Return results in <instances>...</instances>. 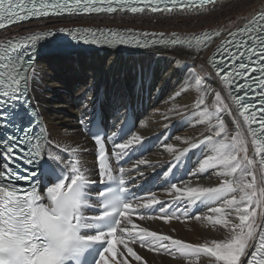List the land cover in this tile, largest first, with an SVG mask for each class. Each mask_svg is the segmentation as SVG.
<instances>
[{
    "label": "snow or ice",
    "instance_id": "obj_1",
    "mask_svg": "<svg viewBox=\"0 0 264 264\" xmlns=\"http://www.w3.org/2000/svg\"><path fill=\"white\" fill-rule=\"evenodd\" d=\"M234 6L235 0H0V36L9 32L0 39V264H149L148 254L179 258L171 264H264V10L228 21L226 27L204 23L201 30L183 35L132 28H56L52 21L60 16L149 12L163 17L157 22L207 21ZM241 19L246 22L237 27ZM33 21L43 22L33 25L39 31H10ZM58 33L97 46L179 47L197 55L220 40L206 61L209 70L201 75V66L200 72L190 73L201 93L192 105L195 126L203 129L200 136H176L182 148L162 142L170 161L140 158L117 172L107 143L120 164L151 138L133 131L120 139L121 127L110 135L93 132L98 97L89 95L92 86H85L80 93L81 125L87 124L96 149L93 164L85 167L82 157L92 154L86 144L69 149L53 143L45 134L39 104L32 102L38 50L45 43L55 44L49 38ZM210 80L218 90L210 87ZM181 95L177 92L170 100ZM171 110L179 108L173 105ZM68 153L74 158L70 165ZM197 153L194 165L178 175L189 155ZM141 166L151 173L159 170L169 199H160L156 192L136 195L133 186L145 176ZM45 169L57 177L46 187L47 203L34 183ZM208 173L216 176V186L193 183ZM137 221H162L169 232L150 230ZM174 221L200 224L219 235L188 242L169 234L176 231Z\"/></svg>",
    "mask_w": 264,
    "mask_h": 264
},
{
    "label": "bare ground",
    "instance_id": "obj_2",
    "mask_svg": "<svg viewBox=\"0 0 264 264\" xmlns=\"http://www.w3.org/2000/svg\"><path fill=\"white\" fill-rule=\"evenodd\" d=\"M263 9L264 0H235L234 7L225 8L218 16L207 21L193 18L190 21L164 23L157 22L163 20V17L149 13L143 16L117 14L114 17L106 14L60 16L52 17V21L55 23V27L132 28L136 31L142 30L150 33L164 32L167 35L177 32L183 35L187 32L201 30L200 25L204 23L217 28L226 27L228 21L249 16L250 13ZM244 22L246 21L238 20L236 26L239 27ZM41 23L43 22L33 21L24 26H15L10 31L12 34H17L27 30H40L34 29L33 25ZM8 36L9 32L5 31L0 39ZM74 43L76 44L77 41ZM212 46L210 45L208 49L198 55L190 53L187 48L179 47H151L139 51L106 50L107 47H103L105 50L101 51L37 57L35 67L38 69V79L35 91L32 93L34 97L32 102L39 104L38 110L47 125V132L53 143L60 142L61 147L67 146L69 149L86 144L90 153L93 150L91 142L76 129L75 125L76 115L82 111L80 107L82 103L81 89L85 86H92L89 95H95L100 99L103 97L113 109L122 104L130 105L139 102L141 105L140 122L135 131L140 132L144 137L149 136L158 140L157 146L145 158L153 162L170 161V154L164 151L162 142L166 141L182 148L185 145L177 142L176 136L199 137L200 132L203 131L202 128L195 126L196 121L193 119L192 105L195 98L201 93L197 92L190 73L200 72L201 66L205 68V72L201 75L209 70L206 61ZM68 72L71 75L64 74ZM141 80L144 82L143 88H141ZM207 83L211 88L218 90L217 83L211 80ZM177 92L182 94L180 98L174 101L170 100V97ZM185 92L187 95H183ZM211 99V97L208 98L209 104ZM173 105L178 106L179 111L171 110ZM185 105L188 106V110H185ZM225 122L228 123L227 118ZM165 125L170 126L165 128ZM229 126L231 127V125ZM249 155H251V150ZM198 156L199 153L196 156L189 155V167L194 165ZM82 159L86 161L85 167L90 168L94 162L92 154L82 157ZM89 175L92 174L89 173ZM197 182L205 187L216 186L219 183L212 173L203 174L198 180H193V183ZM156 193L160 199H169L163 190ZM257 211L259 212V209ZM137 222L150 230L169 232L168 226L162 221ZM173 226L176 231L169 234L188 242H203L205 238H217L219 235L203 229L200 224L193 225L191 222L182 224L174 221ZM146 259L149 260V264H171L174 259L179 262L178 257L156 254H148Z\"/></svg>",
    "mask_w": 264,
    "mask_h": 264
},
{
    "label": "water",
    "instance_id": "obj_3",
    "mask_svg": "<svg viewBox=\"0 0 264 264\" xmlns=\"http://www.w3.org/2000/svg\"><path fill=\"white\" fill-rule=\"evenodd\" d=\"M60 37L62 38V36ZM99 50H105V49H103V47H96V46L89 45V44L88 45L87 44H75L70 41H67V42L57 43L56 45L47 44L45 47L39 48L37 57L41 58L44 56L48 57L49 55L82 53V52H91V51H99ZM111 50L139 51L142 49L114 47V48H111Z\"/></svg>",
    "mask_w": 264,
    "mask_h": 264
},
{
    "label": "rangeland",
    "instance_id": "obj_4",
    "mask_svg": "<svg viewBox=\"0 0 264 264\" xmlns=\"http://www.w3.org/2000/svg\"><path fill=\"white\" fill-rule=\"evenodd\" d=\"M99 51H101V50H99ZM79 54H81V53H79ZM64 74L67 75V76L71 75L69 72L68 73H64Z\"/></svg>",
    "mask_w": 264,
    "mask_h": 264
}]
</instances>
